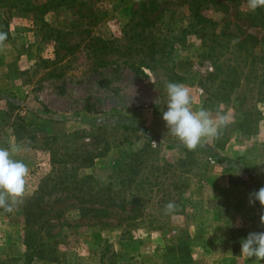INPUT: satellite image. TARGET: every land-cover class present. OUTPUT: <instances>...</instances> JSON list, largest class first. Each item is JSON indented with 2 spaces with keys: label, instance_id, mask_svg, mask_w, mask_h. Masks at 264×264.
Instances as JSON below:
<instances>
[{
  "label": "rangeland",
  "instance_id": "374dc122",
  "mask_svg": "<svg viewBox=\"0 0 264 264\" xmlns=\"http://www.w3.org/2000/svg\"><path fill=\"white\" fill-rule=\"evenodd\" d=\"M46 1L0 0V147H17L13 158L29 169L21 202L0 211V264H264L241 254L242 239L264 232V207L249 204L264 186V25L253 20L264 7L67 0L45 9ZM248 34L257 41L240 42ZM167 82L189 88L194 111L229 117L224 149L209 137L190 151L168 132ZM85 156L92 164L79 162ZM119 158L120 186L142 203L137 219L122 214L135 223L129 237L65 200L52 206L51 232L23 243L22 203L55 168L102 186ZM170 201L177 210L165 214Z\"/></svg>",
  "mask_w": 264,
  "mask_h": 264
},
{
  "label": "trees",
  "instance_id": "16d2710c",
  "mask_svg": "<svg viewBox=\"0 0 264 264\" xmlns=\"http://www.w3.org/2000/svg\"><path fill=\"white\" fill-rule=\"evenodd\" d=\"M23 1V0H22ZM67 0H47L42 5L56 7L64 4ZM28 2V1H27ZM102 6V5H101ZM30 8H33L32 6ZM105 11V9H102ZM259 9L257 8V11ZM259 14L254 15V22L259 25H264V16L262 11L259 10ZM196 15L198 13H195ZM194 14V16H195ZM203 18V16H201ZM199 19V18H197ZM257 41V38L251 34L246 35L242 41ZM240 46V44H239ZM229 141L228 136L218 135L212 140L213 147L217 149H224L226 143ZM132 157H136L137 154L131 152ZM215 161L220 164H227L233 166L237 164L236 161L223 156L215 157ZM79 162L82 164L90 165L93 162L91 157H80ZM120 158L117 159L115 166L112 169V178L106 185L100 186L95 184L94 178L91 175L78 176L73 171H68L65 166L57 167L54 169L52 178L42 180V184L37 188L34 195L28 199H24L22 203L21 211L24 217V224L26 231L23 233V243L25 245H36L41 240L44 233L51 232V228L54 227L52 221V206L55 202H61L65 200H72L77 203L78 211L82 216L91 214L92 217L101 216L104 220H98L97 223L107 228H113L121 230V238H126L131 235L129 228L133 227L135 223L127 222L126 217H122L123 213L127 212V216L130 219L135 220L138 214L141 212V199L138 194L132 190H129L125 195V190L120 185L121 182H125L122 176V170L120 166ZM242 171L250 178L257 179L258 175L253 174L247 167H243ZM133 179L129 180L132 182ZM129 206V207H128ZM0 211L5 212L3 208ZM116 211L118 215L115 223L107 221L106 218L110 217ZM106 249V247L104 248ZM68 264V261H66Z\"/></svg>",
  "mask_w": 264,
  "mask_h": 264
},
{
  "label": "clouds",
  "instance_id": "9594fccd",
  "mask_svg": "<svg viewBox=\"0 0 264 264\" xmlns=\"http://www.w3.org/2000/svg\"><path fill=\"white\" fill-rule=\"evenodd\" d=\"M250 10L264 7V0H247ZM7 39V33L0 32V46ZM167 110L162 111V119L168 132L177 137L188 150H195L204 138L217 137L219 129L229 122L226 114H217L213 118L211 112L201 107L198 111L192 109L193 97L184 84L167 82ZM154 142V141H153ZM17 147L10 149L0 147V208L5 212H12L21 202L25 193L26 178L29 174L28 166L21 160L13 158ZM256 201L264 207V186L249 193V204ZM177 210L175 202L165 205V214ZM260 222L264 224V213L260 215ZM241 254L248 258L264 261V232L249 233L241 241Z\"/></svg>",
  "mask_w": 264,
  "mask_h": 264
}]
</instances>
